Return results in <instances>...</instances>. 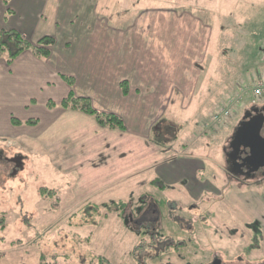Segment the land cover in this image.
I'll return each instance as SVG.
<instances>
[{"label":"rangeland","instance_id":"1","mask_svg":"<svg viewBox=\"0 0 264 264\" xmlns=\"http://www.w3.org/2000/svg\"><path fill=\"white\" fill-rule=\"evenodd\" d=\"M14 1L17 8L33 0H10L8 5L0 0V17L6 11L0 32L16 30L35 45L45 37L55 43L46 59L25 51L8 65L0 57V213L5 215L0 264H99V257L104 264H264V168L251 177L238 176L229 158L245 114L264 106V96L256 108L247 95L242 104L230 103L240 90L264 83V78L240 77L244 71L264 75V0H43L39 16L51 20L39 25L40 34L35 35L8 26L16 13ZM226 19L230 30H225ZM153 21H161L165 33L175 39L186 32L189 39L187 50L175 41L168 50L174 61V97L184 83L194 102L188 107L177 102L165 114L166 124L155 128L153 143H147L149 153L159 150L161 156L167 144L186 147L182 178L178 186L166 181L150 185L148 178L130 175L111 185L110 178L150 154L133 157L122 148L115 151L122 144V130L103 128L93 116L65 110L62 102L72 91L77 98L90 99L98 112L117 115L103 111L105 96H93L98 101L94 105L91 94L97 82L90 71H99L106 52L111 64L116 54L144 47V37L137 43L139 36L150 24L151 34L158 31ZM56 22L64 25L56 28L51 24ZM234 38L241 40L238 47L247 48L238 60L232 56ZM260 40L261 53L252 49ZM62 51L81 52L84 64L61 70L59 78L67 88L61 99V90H40L35 80L33 91H26L13 76L16 69L6 70L15 63L27 69L26 54L36 62L57 64ZM92 54L99 59L88 66ZM117 76L109 80L111 86ZM62 77L75 80L74 86ZM123 82L129 91V82ZM237 83L242 84L236 90ZM225 106L230 117L213 126V114ZM14 118L23 124H14ZM29 121L35 124H26ZM203 128L214 133L209 140L185 144L187 136L194 138Z\"/></svg>","mask_w":264,"mask_h":264},{"label":"crops","instance_id":"2","mask_svg":"<svg viewBox=\"0 0 264 264\" xmlns=\"http://www.w3.org/2000/svg\"><path fill=\"white\" fill-rule=\"evenodd\" d=\"M42 2L43 0H33L32 5L24 3L16 8V3L14 1L13 3H15V10L17 14L15 13L13 20L9 22L8 26H13L19 31L29 35L40 34L39 25L44 24L46 21H49L50 23L51 20L50 18L46 19L39 16L42 15L41 11L39 10L41 8ZM4 13H6L5 10ZM4 13L0 18L5 16ZM22 18H24L23 21ZM51 24L56 28H58L60 25H64L58 22ZM182 26L186 27V24L181 23L180 27ZM153 27L157 28L154 30H158L155 34H151L152 31L150 24V33L148 31L144 33L143 36H139L140 38L137 43H141V37H144V42H142L144 47L139 46L138 50L136 48L132 49L131 54L124 53V55L121 54V56L116 54L115 59H117V61L111 64L108 63L109 55L108 52H106L103 56L99 71H90V74L94 73V80L97 82L96 89L91 94V99L94 105L96 106V102H98L94 100L93 97L96 95H102L106 98L114 100L112 101L104 98L108 105L104 106L105 110L103 111H111L116 113L124 120L125 123V130L122 131V134H118V136L121 135L122 137V144L116 146L115 151L120 152V149L122 148L129 154L133 155V157L137 156L136 153L140 154V156H142L141 154L149 153L147 151V143H153L151 138H153V136L155 137V128L160 123H163L164 125L166 124V121L164 120H166L168 116L165 114L169 112L177 102L181 101L186 103L187 107L189 104L191 105V103L194 102V94H189L190 92H188V85L184 86V83L182 84L183 89L181 88L179 91H177L179 96L174 97V61L172 59L173 56L168 50V48L171 46V43L174 41L178 42V44H184L185 49L187 50L189 47L187 32L184 34L180 33L179 37L175 39L171 33H165V30L162 29L163 26L161 21L158 23L153 21ZM131 43H135L134 38H132ZM139 49L146 50L140 52ZM119 52H121V50ZM24 57L29 61L27 69H19L15 63L11 68L6 66V70L14 72L16 69L17 73H14L13 76L25 84L26 91H33L32 82L35 80L37 84H40V90L44 89L43 86H45L47 89L61 90L62 95L60 99L63 97L64 93L67 92V88L59 78L61 72H63L61 70L65 69L66 67L71 70L73 69L74 64H84L82 53L79 51L60 52L57 64L51 60L48 63L40 62L38 60V62H36V58H34L32 54H26ZM96 59H99V57L95 56L94 54H92V56L90 55L88 66L94 63ZM181 60L183 63L182 57ZM195 69H197L196 71L199 73L202 71V69L197 65ZM114 74H117L118 76L115 78L114 83L111 86L109 84V80L112 79ZM192 78H194V76H192ZM199 79L201 80V77ZM76 80L78 83H80L77 75ZM124 80H127L130 84L127 95L124 94L121 87H119V83L123 82ZM108 89L110 92L113 91V93L109 94ZM184 91H187V93H184ZM237 95H240V93ZM247 97L252 100V91L251 93H247ZM97 100H99V98H97ZM143 107H149L152 113H149L148 111L145 112ZM62 114L63 113L60 112L58 116H61ZM45 117L50 119V116ZM56 118V116H52V120H56ZM38 119L41 120L42 118L40 119V117H38ZM169 119L175 121L174 119ZM174 124L178 125V123ZM161 126L162 125L159 127ZM194 130V128L193 130L188 128V131ZM199 133L200 135H195L194 138L188 139L189 136H187V141L185 144H191V141L194 140L200 144V141L209 140L214 134L209 129L206 130L205 128H203V130L200 129ZM177 134L180 135L182 133ZM167 147L164 156H161L160 151L157 150L158 153H149L150 156L146 160L141 162H133L129 167L126 166L124 169L125 171H123L120 176L109 179L111 185L118 181H122L131 175V177H139L138 180L141 178H148L150 185H159L158 182L166 181L168 185L178 186L177 184L179 179L182 178L181 169H183V162L186 161L182 158L185 157L187 149L186 147L183 148V146H181V148L178 146L173 147V144H170V146L167 144ZM198 148L199 146L195 147L194 152H198ZM174 157L176 158V164H178L176 168L173 167ZM194 161L197 160L194 159ZM150 170H156V172H152L151 174ZM200 171L202 170L197 169V172ZM202 173L204 175V171H202Z\"/></svg>","mask_w":264,"mask_h":264},{"label":"trees","instance_id":"3","mask_svg":"<svg viewBox=\"0 0 264 264\" xmlns=\"http://www.w3.org/2000/svg\"><path fill=\"white\" fill-rule=\"evenodd\" d=\"M10 0H3V2L5 3V5H8ZM229 19H226L224 22H226V25L228 26V28H225V30H230L229 28V24H228ZM239 42H241V40L239 38H234L233 44L235 46V50L232 51V56L235 58L234 60H238V58H242L244 57L242 55L243 52H245L247 50V48L243 49L241 47H238ZM55 43V40L51 37H45L43 38L37 45L32 44L31 42H29L27 40V38H25L22 34H20L18 31L16 30H5L0 32V57H5L7 60L8 65H11L12 63H14V61L25 51H31L33 52L36 56L40 57V58H49L50 54H51V50L49 49V47H51L53 44ZM258 43H261V40L256 42L255 45L252 47L253 50H256L257 52L261 53L263 51V47H258ZM231 42L227 43V46L230 45ZM241 48V52L240 54H237L239 52ZM224 49V47H222V50ZM251 49V48H250ZM250 49L248 50V53L250 51ZM227 54V53H226ZM238 55V58H237ZM222 57L226 58V55H222ZM229 57V56H228ZM222 65V63H221ZM234 67V65H233ZM232 67V68H233ZM231 66L229 69H232ZM225 68H221V72H224ZM225 70V71H227ZM244 77H247L248 75V79H257V78H264V75L262 74H258L256 72H251V71H244L241 72L240 74ZM67 84L72 88L74 86V81L73 79H68L65 77H62ZM220 78H221V74H220ZM250 81V80H249ZM252 81V80H251ZM242 83H237V87L236 90L239 86H241ZM121 88L123 90L124 94H128V84L126 82L121 83ZM220 88V86L218 87ZM228 97H223L222 102H224L227 98H229L231 95H226ZM219 102H221V100H219ZM221 102V103H222ZM51 104H53L52 102H50ZM221 103H218V105H220ZM53 107H55V105L53 104ZM62 107L65 110H74V111H80L83 112L87 115L93 116L98 124L100 126H102L103 128H108V129H118V130H125V124L124 121L118 117L115 114L112 113H104V112H98L97 110H95L92 107L91 101L90 99L87 98H77L73 92L71 91L69 96L64 99V101L62 102ZM14 124L16 125H22L23 122L19 121L18 119L16 120L15 118L13 119ZM26 124L28 125H33L35 124V122L33 121H29L26 122ZM0 215H2V217L0 216V227L4 228V221H5V215L0 213ZM153 237L155 236L152 235ZM152 238V237H151ZM105 259H100L99 257V264H104ZM166 264H172V263H166Z\"/></svg>","mask_w":264,"mask_h":264},{"label":"water","instance_id":"4","mask_svg":"<svg viewBox=\"0 0 264 264\" xmlns=\"http://www.w3.org/2000/svg\"><path fill=\"white\" fill-rule=\"evenodd\" d=\"M259 112V109H254L251 114L246 116L245 121L239 125L230 144L232 152L229 158L232 162V171L238 176L242 173L251 177L260 171L262 167L264 168V137L261 135L264 117L258 115L252 117V114H258ZM238 146L239 150L243 149L241 158L236 157L239 155ZM243 166L246 167V173L242 170ZM214 264H220V261Z\"/></svg>","mask_w":264,"mask_h":264},{"label":"built area","instance_id":"5","mask_svg":"<svg viewBox=\"0 0 264 264\" xmlns=\"http://www.w3.org/2000/svg\"><path fill=\"white\" fill-rule=\"evenodd\" d=\"M243 94H246V91H243ZM253 94V100L252 104L255 105L256 101L260 99L264 95V83L259 82L252 90ZM243 99V96H239L237 100L231 101V105L238 104ZM230 117V108L228 106L223 107L221 110H219L213 118V121L215 124H221L226 118Z\"/></svg>","mask_w":264,"mask_h":264},{"label":"flooded vegetation","instance_id":"6","mask_svg":"<svg viewBox=\"0 0 264 264\" xmlns=\"http://www.w3.org/2000/svg\"><path fill=\"white\" fill-rule=\"evenodd\" d=\"M259 110H260V112L257 114L258 116H263L264 117V111H262V110H264V106L263 107H261V108H259ZM255 115H253V117H254ZM263 130H264V126H263ZM263 130H262V132H263ZM263 137H264V135H262ZM238 152H239V155L238 156H236L237 158L239 157V158H241V156H242V154H243V149H240L239 150V146H238ZM231 167H232V163H231ZM233 168V167H232ZM237 170H239V169H237ZM242 170H243V172L244 173H246L247 172V170H246V167L245 166H243L242 167ZM240 172V171H239ZM258 173H260V171L258 172ZM242 174V173H241ZM244 175V174H243ZM243 175H241V176H243ZM218 261V260H217ZM216 260L215 261H213L212 263L214 264L215 262H217ZM220 264H222V263H220Z\"/></svg>","mask_w":264,"mask_h":264}]
</instances>
